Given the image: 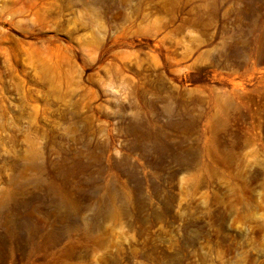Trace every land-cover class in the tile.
<instances>
[{
  "label": "rangeland",
  "instance_id": "1",
  "mask_svg": "<svg viewBox=\"0 0 264 264\" xmlns=\"http://www.w3.org/2000/svg\"><path fill=\"white\" fill-rule=\"evenodd\" d=\"M0 264H264V0H0Z\"/></svg>",
  "mask_w": 264,
  "mask_h": 264
},
{
  "label": "bare ground",
  "instance_id": "2",
  "mask_svg": "<svg viewBox=\"0 0 264 264\" xmlns=\"http://www.w3.org/2000/svg\"><path fill=\"white\" fill-rule=\"evenodd\" d=\"M63 203V205H65L66 207L67 206H69V201L66 199V198H63L62 200H61V204ZM82 223H84V224H86L87 222H86V220L84 219V218H82ZM22 227V226H21Z\"/></svg>",
  "mask_w": 264,
  "mask_h": 264
}]
</instances>
